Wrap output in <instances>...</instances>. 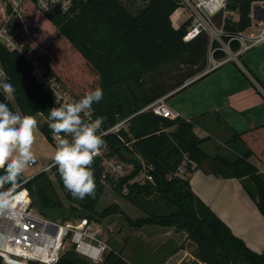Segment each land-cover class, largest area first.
Returning <instances> with one entry per match:
<instances>
[{
	"label": "trees",
	"instance_id": "1",
	"mask_svg": "<svg viewBox=\"0 0 264 264\" xmlns=\"http://www.w3.org/2000/svg\"><path fill=\"white\" fill-rule=\"evenodd\" d=\"M179 1L147 0L143 8L133 12L122 0H75L68 13L54 15L41 11L36 0L24 3L21 15L16 17L17 27H13V32L24 40L26 49L37 53L36 43L27 37L31 22L28 13L38 12L36 16L32 14L37 24H41V13L49 18L55 27L53 30H58L68 41L80 62L98 75V86L103 88L104 97L92 106L96 115L103 118L106 125L128 119V130L120 131L123 140L118 135H111L108 141L112 154L135 163L132 173L117 180L109 173L104 176L100 160L90 166L94 170L96 187L94 194L83 200L72 197L65 189L57 168L52 173L38 172L25 186L32 206L45 217L62 221L87 217L93 221L121 212L116 204L97 210L105 190L103 179L118 192H122L126 185L128 197L146 213L136 220L126 217L132 227L158 225L186 231L188 240L195 244L194 259L181 264H264V252L252 250L235 235L229 225L193 191L189 177L177 174L178 167L188 160L189 172H193L191 162H194L197 167L216 176L237 178L264 215V172L251 161L253 155L264 161V130L256 128V142L261 143L259 151L252 148L242 134L234 132L226 143L228 155H210L203 144L211 137L196 134L197 122L194 119H170L152 111L140 112L151 102L200 75L207 67L211 48L208 34L201 32L196 38L186 41L184 38L190 20L179 27L173 25L171 16L179 8ZM259 1L264 0H228V10L238 12L239 18L227 16L223 19L222 13L217 15L216 21L222 23L226 42L230 35L252 25L253 5ZM6 6L11 11L10 5ZM0 20L2 23L4 17ZM230 44L233 51L238 50L237 41L232 40ZM212 47L216 49V59L227 57L218 42L215 41ZM0 60L8 78L17 83L12 94L25 114L35 116L41 111L48 117V109L59 107L32 76V66L22 53L10 51L0 43ZM53 68H49L50 73L68 87L60 78L59 69L54 65ZM74 95L78 98L83 96ZM45 131L47 134L44 128ZM138 155L149 165L153 181L130 183L141 170ZM24 179L23 174L19 183ZM0 264H3L1 258ZM56 264L94 263L80 255L73 246L62 253ZM101 264H131V261L123 251L111 246Z\"/></svg>",
	"mask_w": 264,
	"mask_h": 264
},
{
	"label": "built area",
	"instance_id": "2",
	"mask_svg": "<svg viewBox=\"0 0 264 264\" xmlns=\"http://www.w3.org/2000/svg\"><path fill=\"white\" fill-rule=\"evenodd\" d=\"M27 0H5L4 21L0 23V43H2L10 51H18L30 62L31 74L35 80L49 93L53 103L57 106L64 102H70L74 99H79L70 92L68 88L55 75L50 73L49 67L36 55L32 50L25 48V42L22 38L13 32V21L17 16L21 15L22 7ZM75 0H36L41 11L47 15L59 13H68L74 5ZM228 0H180L179 10L189 12L187 20L190 24L187 27L185 40L190 41L196 38L201 32H206L211 41L209 51V59L206 69L194 78L189 79L185 85L198 79L204 74L214 70L226 59H216L214 57L215 48L212 47L216 41L220 44V48L228 55L238 56L253 47L264 43V1L254 3L260 4L261 8L257 10V16L254 18L252 14V25L244 31H239L230 35V40L225 41V30L222 23L216 21L217 15H223V19L234 11H229L227 8ZM7 4L10 5L11 11H8ZM253 5V6H254ZM235 40L239 43L237 51L231 49L230 42ZM226 58V57H225ZM8 78L7 73L0 60V79ZM183 86V85H182ZM171 93L158 98L145 106L140 112L152 111L157 115L177 119L180 113L173 111L167 103V98ZM7 97L14 107H19L16 103L12 92L7 93L0 89V98ZM20 108V107H19ZM36 115L40 116L43 113L40 111ZM44 116V115H43ZM43 128L38 129L44 134V137L50 142L54 151L59 139L65 138L63 134L55 135L48 127V117L44 116ZM97 117L94 108L88 110L87 117H83L89 121L95 120ZM47 130V134L46 131ZM128 119L116 122L113 125L102 123L101 134L105 140V146L102 147L98 155L93 159L92 166L100 160L104 167L106 163L112 161V165L117 160L118 155L111 153L108 137L111 135H120L122 129L128 130ZM43 129V130H42ZM141 163V170L136 174L130 183L138 182L145 183L153 181V175L150 172V167L145 159L138 155ZM123 165H120L121 170L124 169V174L132 173L135 169V163L131 159H123ZM29 167H37L36 170L29 175H25V179L20 182L13 192L15 206L9 209L0 210V258L7 264H56L61 255L66 243L70 240L75 250L82 256L88 258L94 264H99L103 261L104 254L110 249L109 245L98 237V231L93 229L92 221L87 217L79 218L76 222L62 221L61 219H50L42 215L35 207L32 206V199L29 190L25 183L40 171L52 173L57 168L54 166L53 158L45 165L38 163L36 157L35 163ZM105 168V167H104ZM185 171L184 165L181 164L177 170L178 175H182ZM122 175V176H123ZM124 191H128L127 186H124ZM96 241V242H95Z\"/></svg>",
	"mask_w": 264,
	"mask_h": 264
},
{
	"label": "crops",
	"instance_id": "3",
	"mask_svg": "<svg viewBox=\"0 0 264 264\" xmlns=\"http://www.w3.org/2000/svg\"><path fill=\"white\" fill-rule=\"evenodd\" d=\"M171 19L175 27L180 26L177 15H172ZM224 59L226 61L214 70L171 92L167 103L173 111L180 113L181 118L197 122L195 132L199 137L210 136V140L216 137L224 140L226 145L233 133L238 132L259 151L261 143L256 142L255 134L264 130V43L236 57L229 54ZM256 128L260 129L257 131ZM210 140L203 144V148ZM212 149L220 151L218 145H213ZM54 153H47L41 161L37 158L38 163L45 165ZM251 161L264 172L263 159L253 155ZM189 162H182L185 168L182 175L189 177L193 191L252 250L264 252V216L240 180L216 176L197 167L194 162H191L194 170L189 172ZM108 230L104 232L105 236H110ZM119 232L123 234L122 227ZM127 232L130 237L122 251L131 264H181L194 259L195 244L188 240L186 231L147 225ZM115 243L118 242H112L111 246Z\"/></svg>",
	"mask_w": 264,
	"mask_h": 264
},
{
	"label": "clouds",
	"instance_id": "4",
	"mask_svg": "<svg viewBox=\"0 0 264 264\" xmlns=\"http://www.w3.org/2000/svg\"><path fill=\"white\" fill-rule=\"evenodd\" d=\"M16 87L12 78L0 79V89L5 92L10 93ZM103 97V88L97 86L79 99L48 109V127L53 134L65 137L56 146L54 166L65 189L80 200L94 194L96 184L90 165L105 146L100 131L103 118L89 121L83 117ZM37 126L33 115L14 107L7 97L0 98V210L15 206L13 192L25 170L36 161L32 146Z\"/></svg>",
	"mask_w": 264,
	"mask_h": 264
},
{
	"label": "rangeland",
	"instance_id": "5",
	"mask_svg": "<svg viewBox=\"0 0 264 264\" xmlns=\"http://www.w3.org/2000/svg\"><path fill=\"white\" fill-rule=\"evenodd\" d=\"M133 12L139 11L141 8H143L147 0H122ZM5 2L0 3V17H4L5 13ZM30 18V23L28 27L29 34L27 37L30 40H33L36 44H34L37 47V53H34L36 55H42L40 58L42 61L48 65V67L53 70V65L56 67V69H59V75L60 78L67 84V88L70 92H73L78 95H84L86 91L92 90L98 86V75L97 73L91 69L87 68L84 63L80 62V58L75 53V50L71 47V45L68 43V41L59 33L58 30H53L55 27L52 26L50 23L51 21L49 18L44 15L40 14V17H42V20H40L41 24H37L33 21V16H36L38 12L35 13H28ZM42 15V16H41ZM173 15H177V23L178 25H182L188 18L189 12L185 10H176ZM233 19H238L239 14L236 12L235 14H231ZM5 19V18H4ZM36 19V20H39ZM1 21V20H0ZM15 28L17 27L16 19L13 21ZM46 28V29H45ZM23 40V39H22ZM24 41V40H23ZM228 55V54H227ZM44 116L46 114L42 112ZM43 115H35L34 117L37 119V129L35 131V138L34 143L32 146V150L35 154V156L40 159V161L43 159V157L47 153L52 154L54 153V148L50 144L48 140L44 137V134L38 129L39 127L43 128L44 125L43 121L45 117ZM47 117V116H46ZM126 119V118H125ZM124 119H120L118 121H121ZM224 140L222 139H216L213 138L209 141V143H206L204 145L205 150L210 155L222 154V155H228L229 150L227 149L226 145L223 144ZM218 145L220 151L216 152L214 149H212V146ZM53 148V149H52ZM39 150V151H38ZM213 150L215 153H213ZM44 153L41 155L40 153ZM255 163H258L255 158ZM124 162L122 161L121 157L118 155L116 162L114 165H112V161L110 160L109 163H106L104 165V176L106 173H109L111 177L114 180H117L119 177H121L125 172L124 169L121 170L119 168L120 165H123ZM37 167H28L24 175L32 174ZM53 177V175H52ZM103 183L105 185V190L102 194V197L99 201V204L97 206L98 211H102L105 207L111 206L113 204L118 205V207L121 209V212L117 214L110 215L103 220H93L92 224L94 225L93 229L95 231H99L98 237H102L105 241L108 242V244L111 246L112 242L117 241L118 243H115L114 248H116L119 251H122L123 245L127 242L129 239V235L127 234V230H131L132 227L129 222L127 221L126 217H130L133 220H136L140 217H143L146 215L145 211L139 205L135 204L131 199L128 197V191H122L118 192L116 188L111 186L109 182L105 179H103ZM245 189V188H244ZM246 191V189H245ZM249 197L251 195L246 191ZM62 198L63 194L60 192ZM251 199H253L251 197ZM254 200V199H253ZM66 204H68L67 201H65ZM256 203V202H255ZM257 205V204H256ZM258 208V206H257ZM259 209V208H258ZM260 211V210H259ZM262 214V213H261ZM264 216V215H263ZM79 218L78 217H72L69 219V222H76ZM111 228H108V227ZM123 228V234L119 232V228ZM109 229V230H108ZM112 229V230H111ZM109 231L110 236H105V231ZM96 242V241H95ZM72 243L69 240L64 249L63 253L72 249ZM101 264V263H99Z\"/></svg>",
	"mask_w": 264,
	"mask_h": 264
},
{
	"label": "water",
	"instance_id": "6",
	"mask_svg": "<svg viewBox=\"0 0 264 264\" xmlns=\"http://www.w3.org/2000/svg\"><path fill=\"white\" fill-rule=\"evenodd\" d=\"M261 8V5L260 4H256V5H254L253 6V14H254V18H259L258 16H257V10L258 9H260ZM264 18V17H263ZM184 86H186L185 84L183 85V86H181V87H179L178 89H176V90H179V89H181V88H183ZM171 95V94H170ZM4 264H7V263H4Z\"/></svg>",
	"mask_w": 264,
	"mask_h": 264
}]
</instances>
